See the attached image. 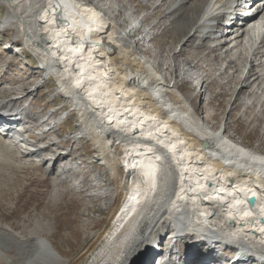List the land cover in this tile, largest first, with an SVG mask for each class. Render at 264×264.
I'll return each instance as SVG.
<instances>
[{"label": "bare ground", "instance_id": "obj_1", "mask_svg": "<svg viewBox=\"0 0 264 264\" xmlns=\"http://www.w3.org/2000/svg\"><path fill=\"white\" fill-rule=\"evenodd\" d=\"M135 1L147 10L134 9ZM240 5L245 13L251 9L244 0H0V7L7 9L0 32L4 27L15 29L5 49L17 53L16 47L22 46L19 49L40 63L29 69L20 66L27 69L28 77L17 79L8 78L9 70L5 75L10 65L3 68L5 73L0 69V92H7L0 95V111L18 101L28 102L29 123L38 131L33 137L47 144L37 151L41 160L35 162L30 157L37 154H20L0 141V186L18 180L15 172L41 168L54 185L74 186L80 179L87 180L85 188L79 185L77 190L84 216L107 211V221L97 231L92 230L97 221L91 216L86 228L76 230L81 232V243L93 237L70 259L55 247L56 231H50L46 220L37 217L32 227L21 230L0 221V264H143L144 260L147 264L150 259L145 257L161 244L164 228L177 230L179 238L182 234L187 240L175 246L178 264L183 257L186 264H198L192 262L196 256L225 259L221 246L232 249L230 264H264V152L232 138L228 132L231 107L220 117L224 127L214 128L208 124L213 113L205 107L206 99L191 104L178 84L186 77L194 90L210 91L208 80L214 74L187 57L178 61L177 56L219 50L210 61L214 69L219 65L220 73L227 74L228 81L222 80V85L226 87L237 66L244 65V76H237L236 94L250 89L242 103L258 104L254 94L264 90V5L248 21L238 23L235 15ZM166 39L180 44L179 53ZM148 42L167 61L146 60ZM185 69L195 71L199 79L195 81ZM251 70L258 74L248 81ZM47 74L55 82L52 95L56 92L67 100L61 108L50 110L75 111L82 134L58 139L57 129L65 119L54 121L46 108L36 109ZM44 123L53 125L39 132ZM83 139L96 153L91 160H78L79 148L74 146L65 153L59 150L68 140L75 144ZM56 160L65 167L54 165L48 172ZM67 160H76L77 168L66 166ZM92 160L108 173L107 178L79 177ZM129 180L135 185L132 191ZM57 197L56 203L61 199ZM126 198L138 210L128 229L118 215ZM170 241L171 237L166 244Z\"/></svg>", "mask_w": 264, "mask_h": 264}, {"label": "rangeland", "instance_id": "obj_2", "mask_svg": "<svg viewBox=\"0 0 264 264\" xmlns=\"http://www.w3.org/2000/svg\"><path fill=\"white\" fill-rule=\"evenodd\" d=\"M153 1L155 2V0H152V2ZM133 4L135 5L134 9H139L140 13L143 11L145 12L147 10V7L140 8L139 3L137 1L133 2ZM6 10L7 9L0 7V19L3 17V15H6L7 12ZM4 28L0 32V39L3 40L0 42L1 73H5L3 71V68H5V66L7 67L10 65V68L6 70V74H5L7 75L9 70L10 75L8 76V78L12 77L14 79H17L19 76H20L19 78H21L22 76L28 77L26 68L29 69L30 66L33 68L35 65H38V62H36L33 59V56L30 53H28L25 49H19L18 48L19 46H17L16 47L17 49H15L16 51L18 50V53H10L8 51L9 49H5V46H7L10 43V40L15 33V29L14 28L4 29ZM4 41L6 42V44ZM166 42L169 46L172 45L171 48L175 49V51L179 53L180 44L176 46L177 44L176 40L172 41L171 39H166ZM161 44H162L160 45L161 48L165 46V44L163 43ZM146 47L148 50L147 53L144 52V57L146 58V60L150 59L149 61L150 63L153 61L156 62V60L160 62L162 58L164 61H167L165 60L167 56L166 57L163 56L162 51L159 50L158 54H155L157 49H155L156 47L151 42L146 43ZM183 52H185V48ZM219 52H220L219 50H214L211 54V52L209 53L208 50H197L193 54L189 52L191 54L190 56H185V55L177 56L178 61H183L184 58L187 57L188 59L193 60V63H196L198 67L202 66L204 68L203 70H207L211 74H214L212 75V78L208 80L210 91H205L204 87H201L200 90L198 89L194 90L193 84L187 82L185 80L186 77H184L183 80H180L179 81L180 83H178L180 84L181 92L189 98V101L193 105L196 104L197 102L199 104V100H201L203 97L206 99L207 103L205 104V107L207 108L211 107L213 113V117L209 119L208 124L212 125L214 128H218L219 126L224 127L223 125L224 121L221 120L220 117H222L223 112H225L224 113V117H225L226 112L229 111L231 107L232 110L229 115L230 127L228 128V132L234 135L232 138L241 142V144H243L244 146L246 147L248 146V148H251L253 150L257 149L260 152H264V90L262 89L263 91H259V93L254 94V96L259 100L258 104L256 105H253L251 103L243 104L242 98L245 94L249 95L250 89H247L249 88L248 86L246 88L247 90L244 93L239 92L238 94H236L240 88V85L237 86L236 82H237V76L241 74L244 76L246 69L243 67L244 65L243 66L236 65L238 68L234 72L235 76L233 80H230L231 82L229 84L227 83L226 87H224L225 85H222V83L223 81H228L227 74L223 75L222 73H220V71L218 70L221 69L219 65L216 67L218 69H214V67H212L211 65L213 61L212 62L210 61V57H212L211 59H213L214 57L217 58L216 53ZM152 53L154 54L153 56L156 55L155 58H153ZM189 53L186 52L187 55ZM226 58L229 59L228 56ZM232 65L234 66V62ZM20 66H25L26 67L25 70L21 69ZM10 69H14V70H10ZM185 70H187L186 73H188V76L192 75L193 77H195L194 79L195 81L199 79L195 71L188 69ZM160 71H162V73L165 72L163 69H161ZM252 72L253 70H251V73ZM43 74L42 76H44ZM229 74H231V70H229ZM252 74L253 77L251 75H248L247 77L248 81L253 80L258 73L254 72ZM189 78L191 79V77ZM41 81H37L35 84L40 85ZM53 83L55 82L50 81V78H48L45 85H43L39 90V92H42L43 96L41 97V99H38L40 105L36 109L39 108L41 109V107L42 109L46 108L47 112H49L50 114V118L53 119L54 121H56L58 118L59 120L65 119L66 122L62 123V125L57 129V132H60L61 134L59 137L60 139L82 134L80 133V129H78L77 115L75 111H71V109L69 108L60 109L59 112L56 114L50 110V108L51 109L57 108V104H53V106L51 105L52 102L55 100H59V104L64 103L63 105H65L67 103V100L65 98H61L60 96H58L56 92L52 95L51 88L53 86L51 87V85ZM27 88H30V83L27 85ZM4 94H7V92L6 91L0 92V95H4ZM12 95L13 94H10L9 97H11ZM55 95L58 96L57 99H54ZM234 97H236L238 101L237 100L234 101ZM35 98H37V96H35ZM1 99L3 100L5 99V97H1ZM46 102L49 103V108H48V104H46L45 106L43 105ZM65 112H66V116L64 115ZM66 145L79 148V150L75 152L76 156L80 155V158L78 160H81V158H84L85 160L86 159L91 160L93 159V156L96 155V153H94V149L92 148V145L88 143L86 139L85 141L84 139L77 141L75 144L73 140L72 141L68 140L66 142ZM73 161H74L73 164L78 166L77 161L76 160ZM93 161L94 160H92L90 164L88 163L85 164L86 167L83 169L85 175H82L81 173V175L79 174V177L90 178L91 176L100 175L101 177L102 175L103 178H107L108 173L104 174L103 170L96 168L98 162L93 163ZM47 164L48 163H46V165ZM89 169L91 170V172H88ZM15 176L19 177V179L16 180L14 183H9L0 186V195L2 196V197L0 196V221L4 223H8L9 225H14L15 228L21 230L23 229L22 226L24 227L26 226V228L32 227L33 221L37 217H40L41 218L40 220L42 222H45L46 220V222H48L49 224L50 231L53 230L56 231V234H54V237L52 238L55 247L67 259L74 257L78 252H80V250L83 247H86L87 244L91 241L93 237L92 234L86 239L85 242L81 243L83 240V238L79 239V235H81V232L76 231L80 227L86 228L87 226L86 219L88 220L89 216H91L97 221V224L95 223V225L92 228V230L94 231H97L100 228V226H102L104 222L107 221L106 210L97 214L90 212L88 216L83 215L85 213V210H84V205L82 204L84 203L80 199L82 195H80V193H78L77 190L80 188L79 185L81 186V188L83 187L85 188L87 184L85 183L87 182L86 179L84 180L80 179L79 181H77V184L74 181L75 182V184H73L74 186L66 183L64 184L58 183L59 185H54L55 183L51 184L48 180H46V176L41 168L15 172ZM68 176L70 179L71 175L68 174ZM82 182L84 184H82ZM81 194H83V190L81 191ZM55 197L61 199L56 203L55 201H53ZM86 213L89 212L87 211ZM28 220H30L29 221L30 223L28 222ZM75 231L77 235L75 234Z\"/></svg>", "mask_w": 264, "mask_h": 264}, {"label": "water", "instance_id": "obj_3", "mask_svg": "<svg viewBox=\"0 0 264 264\" xmlns=\"http://www.w3.org/2000/svg\"><path fill=\"white\" fill-rule=\"evenodd\" d=\"M249 201L253 203V198H250V200H249ZM263 219H264V218H263ZM263 219H262V220H263Z\"/></svg>", "mask_w": 264, "mask_h": 264}]
</instances>
